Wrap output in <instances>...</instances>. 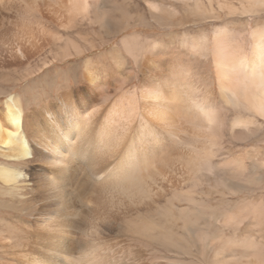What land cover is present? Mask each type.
I'll return each instance as SVG.
<instances>
[{
	"label": "bare ground",
	"instance_id": "6f19581e",
	"mask_svg": "<svg viewBox=\"0 0 264 264\" xmlns=\"http://www.w3.org/2000/svg\"><path fill=\"white\" fill-rule=\"evenodd\" d=\"M139 1L0 0V83L84 56L0 90V264H264V0Z\"/></svg>",
	"mask_w": 264,
	"mask_h": 264
},
{
	"label": "rangeland",
	"instance_id": "374dc122",
	"mask_svg": "<svg viewBox=\"0 0 264 264\" xmlns=\"http://www.w3.org/2000/svg\"><path fill=\"white\" fill-rule=\"evenodd\" d=\"M133 2H135V4H138V5H140V1L139 0H133ZM140 7H143V5H140ZM152 30V32L151 31H149V33L148 34H150L152 37H154V36H157V35H161V36H165L166 35V37L167 38H169V39H171V37H172V33H168V32H164V31H162L160 28H157L156 26L153 28V29H151ZM160 30V31H159ZM148 31V30H147ZM164 32V33H163ZM128 33H129V31H128ZM127 33V34H128ZM157 33V34H156ZM159 33V34H158ZM162 33V34H161ZM147 34V35H148ZM156 34V35H155ZM171 34V35H170ZM173 39V38H172ZM171 39V40H172ZM119 41V38H114L113 40H110L108 43H106V44H103L102 46H100V44H101V40H98V39H95V42L94 43H96V44H98L99 45V48L95 51V53L94 54H92L91 56H93V57H96V56H98L101 52H104V51H108L109 49H111L113 46H115V43H117ZM110 46V47H109ZM82 58H84V56H81V57H72L71 59H68V60H66V61H62V62H59V61H57L56 63H53V65H51L49 68L50 69H47V70H45L47 73H45V74H43L42 76H40V77H37V79L35 80V78L36 77H33V78H31V79H29L28 80V76L27 77H25V81H23L24 80V77L21 79V76H25V74H27V73H25L24 74V71H22V74H19L18 75V77H17V75H13V79H10V84H3V82L2 83H0V90H2L3 92H1V93H11V92H13V94H15L16 93V95H20V96H22V97H24V99L26 98V100L28 101V102H30V100L32 99V95H36V92L39 94V100L41 101V102H43L44 100H45V93L47 92V94H46V96H47V98H49L50 99V101H53L54 99H55V95L57 94L56 92V85L55 86H52V88L51 89H49V88H46L47 87V85L46 84H51L52 82H53V80L54 79H56V80H59L60 81V76H59V74H58V72H59V70H61L62 68H64V67H66L67 69H68V67H75V64L76 63H79V62H81V59ZM51 59V57H48V58H46V60L45 61H49ZM129 63L130 64H132L130 61H129ZM72 65V66H71ZM52 68V69H51ZM64 70H65V68H64ZM44 71V72H45ZM107 71H108V69H107ZM58 75V76H57ZM16 76V77H15ZM46 77V78H45ZM48 77V78H47ZM44 78V79H43ZM21 79V81H18V80H20ZM16 80V81H15ZM28 81V83H27V81ZM72 80H74V78L72 77ZM59 81H58V83H59ZM1 82V81H0ZM15 82V83H14ZM60 83L62 84V81H60ZM72 84V83H71ZM81 83H76V82H74L73 84H72V86L74 87V88H79L78 86L80 85ZM14 85V86H13ZM132 85H135V83L134 84H132ZM53 91V92H52ZM25 95H24V94ZM51 94L52 95H54V97H50L51 96ZM29 98V99H28ZM4 99H5V96H1L0 97V110H3L4 109ZM54 102V101H53ZM29 105L31 106L32 104H31V102L29 103ZM238 155H240V154H242V152H238L237 153ZM244 197V196H243ZM257 201L258 202H260L261 201V195L260 194H258L257 195ZM235 200V199H234ZM263 201V200H262ZM263 209H264V205H263Z\"/></svg>",
	"mask_w": 264,
	"mask_h": 264
}]
</instances>
